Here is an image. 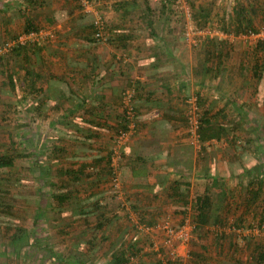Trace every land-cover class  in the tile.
Segmentation results:
<instances>
[{
	"label": "crops",
	"instance_id": "crops-1",
	"mask_svg": "<svg viewBox=\"0 0 264 264\" xmlns=\"http://www.w3.org/2000/svg\"><path fill=\"white\" fill-rule=\"evenodd\" d=\"M23 1L22 6L28 8L27 15L18 13L15 20L13 11L16 10L11 8L7 18L0 23V40L22 32L27 19L36 28H50L52 35L45 42L33 45L8 60L6 82L7 75L12 74L17 84L16 91L25 97L27 112L36 113L38 127L42 131L37 144L46 148L43 153L46 152V160L53 161L51 164L56 170H52L53 173L67 176L65 170H72L86 174L80 181L69 182L75 184L70 189H77L75 194L79 204L105 195L104 189L98 185L108 175L107 153L113 145V131L120 126L122 93L127 89L134 91L138 126L120 147L119 164L122 168L119 171L124 177L121 188L123 186V193L128 189L132 194L130 202L139 209L140 215L151 220L152 231L142 233L123 225L124 220L118 219L99 230L94 246L90 247L88 240L93 235L97 217L90 215L84 220L76 216L73 222L85 226L86 234H91L76 239L74 243L85 242L90 248L88 253L85 249L88 259L93 256L106 264H112L116 256H127L130 251L136 254L133 264H157L159 261L166 264L171 259L188 263L189 257L195 254L192 250H195L193 246L197 237L191 232L186 243L176 241L177 257L173 258L168 253L169 247L164 245L163 235L155 231L160 220H170L172 224L180 221L182 215L178 211L190 208L192 193L201 194L206 188L193 190L197 185L195 180L200 177L215 173L213 177L220 178V189L215 186L218 188L215 190L217 200L212 209L220 217L226 216L219 209L221 206L227 204L225 209L229 210L228 203L234 197L240 202L237 197L241 190L235 188L237 181L234 183L231 178L235 173L232 163L239 160L233 149L237 145L228 144L222 138L192 142L184 130L182 100L189 95L187 92L195 90L196 94L205 93L209 98L202 97L207 100L206 110H212L214 105V111L220 114L242 115L248 109L254 110L251 106L255 105L251 102L259 93H255L253 86L258 79L253 76V62L248 52L242 46L227 44L221 60H206L204 54L208 47L202 45L194 50L195 46L185 43L181 28L175 24L177 15L168 8L161 12L160 0H93L105 18L110 37L107 42L85 40L90 30L82 24L75 25L77 20L74 16L78 12L73 9L72 0ZM148 4L158 8L148 12ZM11 22L13 25L10 27ZM2 88L0 90L8 95L14 93L8 86ZM260 98L264 99L262 92ZM210 100L213 101L210 103ZM222 122L224 125L225 121L220 120L214 124ZM49 148L50 154L46 151ZM66 159L68 167L65 166ZM21 174L39 179L48 172L29 164V169ZM240 175L243 176L242 173ZM175 181H181L183 185L177 187ZM11 183L7 180L2 187L7 192L4 201L7 205L11 204L15 194ZM178 193L184 195L185 204ZM261 194L263 197L264 191ZM249 203L252 204V200L247 198L245 209ZM257 203L258 200L255 201ZM133 225L137 227L135 223ZM111 227L123 231L111 238ZM215 230L221 232L220 229ZM61 236L60 241L64 238ZM209 244L203 243L204 247H200L198 252L214 258L219 253L221 258V250Z\"/></svg>",
	"mask_w": 264,
	"mask_h": 264
},
{
	"label": "rangeland",
	"instance_id": "rangeland-1",
	"mask_svg": "<svg viewBox=\"0 0 264 264\" xmlns=\"http://www.w3.org/2000/svg\"><path fill=\"white\" fill-rule=\"evenodd\" d=\"M78 1L80 3V0ZM9 2L11 1L0 0V23H3L5 18H7V13H10L9 11L11 8L16 10L13 11L15 20V16H17L18 13H20V15H27V6H22L25 1L13 0L12 3ZM72 2V5H74L75 2ZM93 2L95 4L97 3L96 1ZM258 2H260L261 5H264V0H258ZM239 3L244 4L246 8L254 15L253 23L258 31L263 32L261 35L263 38H259L260 36H250L243 38L241 36L243 34L234 35L233 33H225L226 36L220 37H222L221 39L227 40L226 45L231 44L242 46L251 57V61L253 62V70L255 69V65L258 66V68H256V74L253 73V76L258 79V81L255 80V85L253 88L255 93H259V95L257 94V98L251 102L255 105L251 106V108H254V110L252 109L251 111V109H248V112H245L244 114L246 115L242 118L241 115H235L234 113L220 114V112H218L217 114V111H214L215 105L212 107V110H209V112L215 116L214 122H219V120L225 121L224 126L227 131V135H224L222 140L228 144L229 142H232L233 145H237L233 147L237 154L235 152H231L232 154L235 153V156H237V159H239L236 160V162L233 161L232 163V169L235 173L231 178L234 183L237 181L236 184L238 186L235 188H239L241 190L239 191V195L237 197L240 199V202L236 201L234 195H232L234 198L232 201H230V203H228V205H230V209L233 211H230V209H225L227 204H225L226 206H221V208H219L221 209L222 214L225 215L226 213L225 220L223 222L216 223L210 220L204 226L195 229L193 235L197 238L194 241L195 246H193L195 247V250H192L195 251V254L189 257L188 263L184 260V264H216L211 260L219 261L220 264H256L258 254L257 247L259 244H264L263 229H260L259 231L257 230L256 232L251 230L250 232L253 233L249 232V229L252 226L258 225L259 227V223L264 221V194L263 197L260 196L255 200H258L257 204H255V201L253 200L252 204L249 203L250 207L246 206V209L244 208L245 200L251 197L250 191L256 187H260L261 191H264L262 190L264 189V174L261 173L264 171V99L261 100L260 98L261 92L264 95V49L256 46L257 41L264 39V28L262 27V21L260 20V13L257 9V6L253 4L251 0H178V2L170 5L169 8L174 11V15H177V18L174 19L175 24L177 25L176 27L179 29L181 28L182 31L183 25L185 23L183 13L186 9H188L191 16L192 25H195L198 27V29H200L198 38H201L202 40H200L198 45L193 47L195 48L194 50H197L202 47V43L206 38L214 37V39L219 40L218 32L224 33L220 29L221 26L231 23L230 19L234 16L233 9ZM12 5L14 6L11 7ZM16 5H19L18 8L15 7ZM199 9L205 10L204 13L206 14L204 17H201V15L199 16ZM74 10L75 12H78L75 13L74 16L77 20L74 22L75 25L89 24L91 22L92 17L89 14L84 13L82 8L81 10ZM193 16H196V18H193ZM12 25V22L9 23L10 27ZM3 79V76L0 75V89L3 87L1 83ZM20 93V91H15L14 93H10L8 95L4 93V91L0 90V154L5 153L15 156V165L11 168L3 170L2 174L12 182V188L15 192V194L12 195L14 202L12 211L18 215L17 217H10L4 213H0V264H59V255L62 257L63 254L69 252V249H72L76 244V242L74 243L76 239H80V237L83 236L86 237L91 234V232L86 234L85 226L76 225L73 222V217L71 218V207H74L73 205H75L76 202L74 199H72V197L62 204V210L60 211V214L56 213L57 208L59 207L58 205L60 204L54 200L53 195L60 193V182L69 183L70 178L64 176V174L58 175L53 173V171H56L53 170V166L51 164L53 161L46 160V152L43 153L45 147L37 144V138L40 134L42 135V131L40 130V127H38L36 113L33 114L31 112H27V103L25 102V98L21 97ZM187 93H189V95L184 96L182 100L184 115L187 113L189 106L186 100L192 96L197 98L196 100L199 108L202 106V108H200V112L206 110L204 105L207 100H203L202 97L208 100L209 98L205 95V93L203 95H199L196 94L197 92H195V90L192 92L189 91ZM199 98L201 99L200 101ZM212 101L213 100H210V103ZM184 120L186 121V119ZM185 127L186 129L184 128V130H186L187 134V125H185ZM186 136L188 137V135ZM188 138L190 139V137ZM11 139L13 141V146H11L9 142ZM46 151H48V154H50V148ZM228 152H226V154ZM43 162L45 163L44 165ZM29 164L44 168L48 174H44L43 177L39 178L41 180H39L37 176L33 175L28 178L25 174L23 175L21 173H25V170L29 169ZM65 166L68 167V159H66ZM251 168L257 169L258 175H256L257 173L254 172V174L250 177V179L254 178L253 184L250 187L247 183L249 178L244 176L245 174L242 172V169ZM259 170L262 171L259 172ZM241 173L243 176L240 175ZM214 175L215 173L209 177H200L196 179L195 182L197 183L195 184L197 185L193 187V190L198 187H201L202 189L209 187V190L212 193L213 201L216 203L215 200H217V192L215 190L218 188H215V185L211 183L210 179V177ZM226 182L231 183V181ZM99 183L100 184L98 187L100 189H104V194L106 196L112 195L113 193L117 194L116 197L120 201L122 199L124 200V193H119L117 190H114L111 180L107 182L104 178L103 181H100ZM120 183H123L121 178ZM74 186L75 184H66V188H68V190L70 187ZM196 193L197 192H193L192 196L194 197ZM243 197H245V199ZM49 204L56 206V210H54L55 212L48 208ZM128 204L129 203H126V209L129 210L130 207ZM238 205H240L242 208L240 206L238 207ZM38 211H42L43 215L37 216ZM120 211L121 209L116 210L115 213L119 214V217L117 219L112 218V221L117 222L118 219L124 220L125 222H121L124 223L123 225L125 226L132 227V229L134 228L142 233H151L152 229L142 230L139 228V226H137L138 228L135 227L133 225V220H131V218L126 219L124 213L122 215L120 214ZM182 211L183 210L178 211V213L181 214ZM186 211H188V209ZM129 213L132 217L135 216L134 211L131 210ZM217 213L218 212L215 211L213 212V215H216ZM162 221L163 220H160L159 222L161 225ZM168 221L170 222V220ZM89 222L92 223L93 220H89ZM6 224L10 226H5ZM11 225L25 229L22 236V243H19L17 248H15V245H12L10 235L11 232H7V229L13 228ZM60 225L64 227V230H62L65 232L59 233V231H61L60 228H63ZM161 225L156 227L155 231H158L159 233L161 232L164 237V232L161 228ZM172 225L176 226L177 222L173 223ZM233 226H235V228H233ZM215 229H220L222 231L220 237L216 236V233L219 234V232ZM109 231L112 238L113 235L116 237L119 232L123 231V229H112L111 227L109 228ZM98 233L99 231L96 233V235ZM92 234L94 233L92 232ZM105 234L108 235L107 231ZM59 236H64V238L60 241L58 240L60 239ZM203 243H207L208 246L210 245L209 243H211V247L216 245L215 247L217 248L215 249H220L222 252L221 258L218 257L219 253L215 254L214 258V256L212 257L199 251L202 254L201 257L198 249L200 247H204L202 245ZM218 245H221V248ZM18 248H20L19 251H15V249ZM79 248H82V251L84 252L87 251V253L90 249L89 246L85 244V242H80L79 246L76 247V250L72 249L70 253L72 255H77L80 253V251H78ZM223 251L226 252V255L223 254ZM91 253H93V251ZM134 260H136V258L131 260V264H133ZM87 262L86 264H106L104 260L102 261V259L93 256L90 257ZM261 264H264V262Z\"/></svg>",
	"mask_w": 264,
	"mask_h": 264
},
{
	"label": "trees",
	"instance_id": "trees-1",
	"mask_svg": "<svg viewBox=\"0 0 264 264\" xmlns=\"http://www.w3.org/2000/svg\"><path fill=\"white\" fill-rule=\"evenodd\" d=\"M72 1L75 2L73 5V9H80L81 10V8H82L81 3H79L78 0H72ZM76 1H77V3H76ZM160 1L162 3V5L159 7L161 12H164V9H167V8L170 9L169 6L173 5L176 2V0H160ZM251 1L253 2V4H255L257 6V9H258V11L260 13V17H261L260 20L262 21V27L264 28V5H261V3L258 2V0H251ZM32 3L36 4L37 2L32 1ZM146 9L148 12L156 11L155 10L156 8H153V6L149 5V4L146 6ZM233 10H234V13H233L234 16L232 15L233 17L230 19L231 23H228V25H222L220 28L224 33H233L234 35H236V34L239 35V34H246V33H250V32H252V33H258L259 32L253 23V16L254 15L246 8V6L244 4H242V3L237 4ZM199 12H200L199 16L201 15V17H204V15L206 14V13H204L205 12L204 9H199ZM194 17L196 18V16H193V18ZM82 26L85 28H88L90 30V32L85 37L86 41L99 42V41H95V39L93 38V32H94L93 27L94 26L91 22L89 24H83ZM34 29H36V27L32 24L31 20L30 19L25 20L23 31L29 32V31H32ZM105 31L107 34V39L109 40L110 37L107 33V29H105ZM16 35L12 36L11 38L16 37ZM51 35H52V33L50 35L45 36V38L41 41H35L33 43L26 42L24 44H16L15 46L12 47V49L9 53L0 56V75L3 76V78H4L2 80V86L3 87L8 86L14 92L16 91V88H17L16 81H14L12 74L7 75L8 82H6V71H7L6 65H7L8 60H11L13 58V56L16 57V56L20 55L22 52H25L26 50H28V48H31L33 45L45 42ZM2 40H5V39H2ZM226 43H227L226 39L217 40V39H214V37L206 38L205 41H203V43H202V45H205L206 47L209 48V49L207 48L205 50V54H204L205 59L210 60L213 58H217V59L221 60V57L224 55V49H225L224 47H225ZM256 46L257 47L259 46L261 49L262 48L264 49V39H262L261 41H257ZM216 47H218V48L216 49ZM256 68H258L257 65H255L254 74H256ZM23 98H25V97H23ZM10 106H14V105H10ZM200 108H202V107L200 106ZM136 115L137 114H135V116ZM245 115L246 114H242L241 118ZM184 118L186 119V114L184 115ZM214 121H215V116L213 114H210L208 109L201 112V114H200V125L198 128V138H199V141L201 143L205 142L206 140L213 139V138L220 139L224 135L225 136L227 135V131L225 129V126L223 124L215 125ZM184 122L186 125L185 120H184ZM119 124H120V126L113 131V134L111 136V143L114 141V135H116V133H118V131L120 129L125 128V117L123 116L122 113H121V119H120ZM135 125H136L135 126L136 131H137V126H138L137 119H136ZM9 142H10L11 146H13L12 139L9 140ZM111 153H112V148L110 146L108 153H107V174H108L107 177L108 178H105V180L107 182L112 180V178L114 177L113 167L109 165ZM14 163H15V156L14 155L5 154V153L0 154V213H4L5 215H8L10 217H17L18 215L15 214L14 211H12L13 203H14V202L12 203V201H13L12 198H11V204L10 205L9 204L7 205L4 202L5 201V195H7L6 194L7 192L4 189H2V187L5 184H7L8 179H6L3 176L2 171L6 170L7 168L13 167ZM121 168H120V164H118V170H121ZM261 171L259 170V172H261ZM243 172L245 174L244 176L246 178H249L248 179L249 181H247V183H248V186L251 187V185L253 184L254 178L250 179V177L254 174V172L257 173L256 175H258L257 169H254V168L243 169ZM261 173L264 174V171H262ZM65 175H67V177L70 178V180L73 182L80 181L83 179L84 176H86V174H84L83 171H79L77 173L76 171L74 172L72 170H65ZM119 178H121L122 182H124V177H123V175L121 176V172H120ZM210 179H211V183L213 185H215L216 187L220 186V184H221L220 178L212 176ZM174 183L177 187H179L180 185H183V182H181V181H175ZM258 183H260V182H258ZM66 184H69V183L60 182L59 189L62 191H60V193L53 195L54 200L56 202H58V204H60V205H58L59 207L57 208L56 213L60 214V211L62 210V204L65 201L71 199V197H72V199H74L76 203H75V205H73L74 207H71L72 208L71 209V213H72L71 218L76 217V216H80V217H82V219L85 220L90 215H96L97 222H96L95 226L93 227V233L94 234L88 240V244L90 247L94 246V241L96 239V233L99 230H101L104 226H107L108 224H110L112 221V218L117 219L119 217V214L115 213L117 209L118 210L121 209L120 214L123 215V213H124L126 219L130 218L129 216L131 214L129 213V211L132 210V211H134L135 217L139 223L144 224L145 226H149V227L151 226V220H148L147 218H144L143 215H140L139 209L135 208V205L132 202H130V200H131L130 195H132V194L128 192V189L124 190V195H123L124 200L122 199L121 201L116 197L117 194L112 193V195H109V196L104 195L101 197H97L96 199L91 200V202H89V203L79 204V201H78L79 198L75 194L77 192V189L73 188V189L68 190V188H66ZM250 192H251L250 199L252 201L253 200L255 201L256 199H258L262 195L261 194L262 191H261L260 187H256L255 189H253ZM177 196L181 197L180 199H182L184 204L186 203L184 195L178 193ZM263 200H264V197H263ZM126 203H131L129 210L126 209ZM214 204L215 203L213 201L212 193L208 188H206L204 190V192L201 194L196 193L195 196L192 197V205H190V208L188 209V211H186V208L183 209V211L181 213L182 218L177 223V226H180L181 224H183V221L185 219H189V221L191 222V225H192L191 232L193 233L195 231V229H198L199 227L204 226L210 220H212V222H216V223L223 222L225 220V217H222V216L220 217L219 215H217L218 213L216 215H213L214 211H212V209L214 207ZM48 208L52 211L56 210L55 209L56 206H52L51 204L48 205ZM217 208H219V207H217ZM263 208H264V202H263ZM42 215H43L42 211L41 212L38 211L37 216H42ZM74 219L75 218H73V221H74ZM260 224H261V222L259 223V225ZM5 226H10V225L6 224ZM12 226L13 225H11V227ZM60 226H62V225H60ZM6 228H8V227H6ZM233 228H235V226H233ZM62 229L64 230V227L60 228L61 231H59V233L65 232ZM24 231H25V229H23L21 227H17V226H13V228L7 229V232H11L10 233L11 241H12V245L13 246L15 245V248H17V245L19 243L20 244L22 243V240H23L22 236L24 234ZM221 232H219V234H216V236L220 237V235L222 234ZM79 244L80 243H76V245H74L72 249L76 250V247H78ZM257 248H258V254H257L256 264H261L262 262H264V244L263 245L259 244ZM19 249L20 248L15 249V251H19ZM72 249H69L70 251L67 252L66 254H63L62 257L59 255V257H60L59 264H86L88 257L86 256L85 252L82 251V248L78 249V251H80V253H78L77 255H75V254L72 255L70 253ZM123 254H124V252H123ZM126 255L127 256H124L125 258L122 255H121V257H117V256L114 257L112 264H131V260L136 256V254L134 252L130 251V253L126 254ZM157 264H162V263L159 261ZM166 264H181V262L179 261V259H173V260L171 259V260H168Z\"/></svg>",
	"mask_w": 264,
	"mask_h": 264
},
{
	"label": "built area",
	"instance_id": "built-area-1",
	"mask_svg": "<svg viewBox=\"0 0 264 264\" xmlns=\"http://www.w3.org/2000/svg\"><path fill=\"white\" fill-rule=\"evenodd\" d=\"M178 2V0L176 1ZM82 11L86 14H89L92 19L91 23L93 24L94 32L93 38L95 41L99 42H107V34H106V24L103 15L97 8L96 4L92 0H80ZM184 15V25L182 31V38L184 42L188 45L196 46L199 44L201 38H198V34H200V29L191 23V16L186 9L183 13ZM51 29H43V28H36L29 32H19L16 37L8 38L5 40H0V56L9 53L13 46L16 44H24L26 42L33 43L35 41H41L45 38V36L50 35ZM219 33V39L226 36L225 33ZM263 32L259 31L258 33H246L241 35L243 38H247L250 36H260L259 38H263L261 35ZM134 91L133 90H125L122 93V114L125 117V128L120 129L118 133H116L112 145V153L110 157L109 165L113 167L114 177L112 178V186L114 190H117L119 193H122L121 183H120V171L118 170L119 160L121 159V152L120 147L125 144L130 137L135 133V122H136V109L134 103ZM197 98L192 96L187 98L188 111L186 113V125H187V135L190 137V140L194 143H199L198 138V128L200 125V108L197 104ZM120 185V186H119ZM131 220H135V216H129ZM140 229L150 230L149 226H145L144 224H139L137 219L134 221ZM161 225V224H160ZM161 228L164 232V245L169 247L168 253L171 257H177L176 251L174 249V244L176 241L186 243L191 237V230L192 225L190 224L189 219H185L183 224L180 226H173L168 220L162 222ZM263 229L264 231V221L261 222L259 225H254L249 229V232L252 231H259ZM253 233V232H250ZM133 260V259H132ZM134 263V262H133ZM183 264V263H181Z\"/></svg>",
	"mask_w": 264,
	"mask_h": 264
}]
</instances>
